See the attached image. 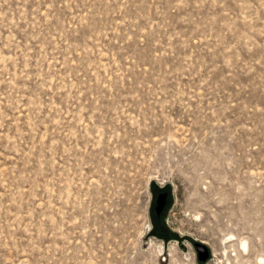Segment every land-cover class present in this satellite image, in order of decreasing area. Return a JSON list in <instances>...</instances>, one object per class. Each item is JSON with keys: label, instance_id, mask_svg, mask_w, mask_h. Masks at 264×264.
Here are the masks:
<instances>
[{"label": "rangeland", "instance_id": "obj_1", "mask_svg": "<svg viewBox=\"0 0 264 264\" xmlns=\"http://www.w3.org/2000/svg\"><path fill=\"white\" fill-rule=\"evenodd\" d=\"M0 264H264V0H0Z\"/></svg>", "mask_w": 264, "mask_h": 264}, {"label": "water", "instance_id": "obj_2", "mask_svg": "<svg viewBox=\"0 0 264 264\" xmlns=\"http://www.w3.org/2000/svg\"><path fill=\"white\" fill-rule=\"evenodd\" d=\"M168 193L165 192V193H159V195L157 196V200H156V203H157V206L155 208V212L158 216L161 215L167 201H168ZM196 248H197V251L199 253V259L200 261H207L209 256H210V251L209 249L204 246V245H201V244H196Z\"/></svg>", "mask_w": 264, "mask_h": 264}, {"label": "trees", "instance_id": "obj_3", "mask_svg": "<svg viewBox=\"0 0 264 264\" xmlns=\"http://www.w3.org/2000/svg\"><path fill=\"white\" fill-rule=\"evenodd\" d=\"M153 225H154L152 229L153 234H156L158 236H163L161 235V230H164V232L167 231V229L165 228L163 224V218L161 219V221L158 222L156 216L154 215Z\"/></svg>", "mask_w": 264, "mask_h": 264}, {"label": "flooded vegetation", "instance_id": "obj_4", "mask_svg": "<svg viewBox=\"0 0 264 264\" xmlns=\"http://www.w3.org/2000/svg\"><path fill=\"white\" fill-rule=\"evenodd\" d=\"M165 192H167V191H163V190L162 191H159V192H157V196L159 195V193H165ZM156 206H157V203H156ZM156 206H155V208H156ZM167 207H168V201H167V203H166V205H165V207H164V209H163V211H162V213H161L160 216H158L156 214L155 209H154V212H155L154 215L156 216L158 222L161 221V219L163 218V215L165 214V211H166ZM161 235H165L164 230H161Z\"/></svg>", "mask_w": 264, "mask_h": 264}]
</instances>
